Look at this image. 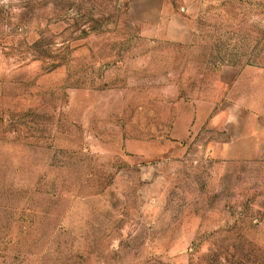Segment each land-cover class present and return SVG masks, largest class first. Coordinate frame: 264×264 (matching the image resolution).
<instances>
[{
	"label": "rangeland",
	"instance_id": "1",
	"mask_svg": "<svg viewBox=\"0 0 264 264\" xmlns=\"http://www.w3.org/2000/svg\"><path fill=\"white\" fill-rule=\"evenodd\" d=\"M0 264H264V0H0Z\"/></svg>",
	"mask_w": 264,
	"mask_h": 264
}]
</instances>
